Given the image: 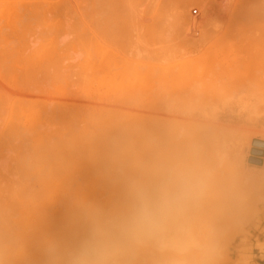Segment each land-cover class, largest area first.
<instances>
[{
    "label": "rangeland",
    "instance_id": "374dc122",
    "mask_svg": "<svg viewBox=\"0 0 264 264\" xmlns=\"http://www.w3.org/2000/svg\"><path fill=\"white\" fill-rule=\"evenodd\" d=\"M66 1L0 10V264H264V0Z\"/></svg>",
    "mask_w": 264,
    "mask_h": 264
},
{
    "label": "bare ground",
    "instance_id": "6f19581e",
    "mask_svg": "<svg viewBox=\"0 0 264 264\" xmlns=\"http://www.w3.org/2000/svg\"><path fill=\"white\" fill-rule=\"evenodd\" d=\"M3 1H4V0H3ZM23 1H24V4H22V0H19V1H18V0H17V1H14V0H13V2L11 1L12 3H11L9 0H7L6 2H8V3L5 2L7 5H5V4L1 1V3H0V10H2V7H4V8L7 9V11H8V10H11V11H9V13L13 12V13H11V14H14L15 12H17L18 14H19V12H20V13H21V12H24L23 14H25V12H27V13L32 12V14H33V13H38V12H39V13L45 12V13L47 14L46 11H48V13H49V11H52V10H53V12L56 11L55 13H57V12H67V11H70V10H78V9H79L78 7H81V3H80V5H79V4L76 2V5H75V4H72L71 2H67V1H66L65 3H63L62 0H61L62 3L59 2V0H58L57 2H55L56 4L52 2V1H54V0H45L44 2H39V0H38V2H34V3H29V2H32V0H23ZM48 1H49V2H48ZM77 1H78V0H77ZM85 1H86L88 4L91 2V0H84L82 5H85V3H86ZM89 1H90V2H89ZM92 1H93V3L91 2V4H90L89 6H88L87 4H86V6H84V7H85V10L87 9V11H88V9H89V10H91V11H96V14H97V15L100 14L101 12H103V11L106 12V11H108L109 9H110L109 12L112 11V10H111V7H110L111 4L108 3L109 1L112 2L111 0H109V1H108V0H104L105 2H104L103 0H92ZM99 1H100V2L103 1V3H102V2L100 3ZM114 1H115V0H114ZM130 1H132V0H130ZM150 1H151V0H150ZM152 1H154V0H152ZM157 1H158V0H157ZM162 1H164V0H160V1H158L157 4H158V3H162ZM166 1H169V0H166ZM166 1H165V2H166ZM174 1H175V0H173V1L170 0V2H172V4H173ZM178 1H179V0H178ZM178 1H176V2L178 3ZM180 1H181V0H180ZM182 1H183V0H182ZM188 1H189V0H188ZM188 1H187V2H188ZM191 1H192V0H191ZM223 1H224V0H223ZM229 1H230V0H229ZM58 2H59V3H58ZM73 2H74V1H73ZM115 2H117V0H116ZM115 2H112V3H113V8H112V9H113L114 11H115V9H114V7H115V6H114V3H115ZM127 2H128V1H127ZM170 2H168V4H167L168 8H169V9L174 8L176 5H175V6L172 5V6H174V7H172V6L170 7V6H169V5L171 4ZM185 2H186V0H185L183 3H181L182 6H183V9L181 8L182 6L179 7V9H180V8H181L182 10L185 9V8H184V7L186 6V3H185ZM189 2H190V1H189ZM2 3H3V5H2ZM106 3H108V4H106ZM154 3H155V2H154ZM169 3H170V4H169ZM8 4H9V5H8ZM109 4H110V5H109ZM126 4H127V3H126ZM128 4H129V3H128ZM165 4H166V3H165ZM183 4H184L185 6H184ZM74 5H75V7H74ZM77 5H78V7H77ZM104 5H108V6H109V9L107 10L106 8H107L108 6L105 7ZM117 5H118V4H117ZM117 5H116V6H117ZM119 5H120V4H119ZM123 5H124V4H123ZM145 5H146V4H145ZM159 5H160V4H159ZM161 5H164V4H161ZM221 5H223V4H221ZM226 5H227V4H226ZM228 5H229V4H228ZM125 6H126V5H125ZM187 6L189 7V4H188ZM187 6H186V7H187ZM159 7H161V6H158V5H157V8H159ZM163 7H166V5H164ZM71 8H72V9H71ZM73 8H75V9H73ZM117 8H119V6H117ZM134 8H135V7H134ZM136 8H137V7H136ZM166 8H167V7H166ZM177 8H178V7H177ZM204 8H206V6H205ZM98 9H99V11H97ZM150 9H152V8H150ZM81 10L83 11V9H81ZM85 10H84V11H85ZM147 10H148V9H146V11H147ZM163 10H164V9H163ZM174 10H175V8H174ZM188 10H189V9H188ZM209 10H210V9H209ZM114 11H113V12H114ZM132 11H133V10H132ZM166 11H167V10L165 9V12H166ZM168 11H170V10H168ZM168 11H167V12H168ZM176 11H177V10H176ZM184 11H185V10H184ZM75 12H76V11H75ZM77 12H78V11H77ZM88 12H89V11H88ZM109 12H108V14H109ZM182 12H183V11H182ZM39 13H38V14H39ZM146 13H147V12H146ZM146 13H145V15H146ZM150 13H151V12H150ZM155 13H156V12H155ZM155 13H154V14H155ZM162 13H164V11H163ZM174 13H175V11H174ZM179 13H180V12H179ZM11 14H10V15H11ZM21 14H22V13H21ZM32 14H31V15H32ZM38 14H36V15H38ZM94 14H95V13H94ZM94 14H93V15H94ZM110 14H111V13H110ZM151 14H152V13H151ZM166 14H167V13H166ZM171 14H172V13H171ZM175 14H176V13H175ZM19 15H20V14H19ZM26 15H27V14H25V16H26ZM85 15H86V14H85ZM87 15H88V14H87ZM89 15H90V13H89ZM101 15H105V14L103 13V14H101ZM145 15H144V16H145ZM152 15H153V14H152ZM15 16H17V15L15 14ZM33 16H34V15H33ZM131 16H132V15H131ZM133 16H134V15H133ZM19 17H21V16H19ZM23 17H24V15H23ZM101 17H102V16H101ZM134 17H137V16H134ZM134 17H132V18H134ZM138 18H139V17H138ZM141 18H142V17H141ZM19 19H20V18H19ZM25 19H26V18H25ZM127 19H128V18H127ZM15 20H16V19H15ZM22 20H23V19H22ZM26 20H27V19H26ZM105 20H106V19H105ZM131 21H132V20H131ZM138 21H139V20H138ZM17 22H18V21H17ZM22 22H23V21H22ZM22 22H20V23H22ZM27 22H28V21H27ZM31 22H32V21H31ZM103 22H104V21H103ZM18 23H19V22H18ZM29 23H30V21H29ZM110 23H111V22H110ZM14 24H15V23H14ZM15 25H16V24H15ZM25 25H26V24H25ZM143 25H144V24H143ZM143 25H142V26H143ZM18 26H19V25H18ZM128 26H129V25H128ZM139 26H140V25H139ZM26 27H27V25H26ZM26 27H25V28H26ZM140 27H141V26H140ZM20 28H21V27H20ZM22 28H23V27H22ZM28 28H29V27H28ZM141 30H142V29H141ZM139 33H140V31H139ZM140 35H141V34H140ZM143 39H144V38H143ZM234 48H235V46H234ZM238 48H239V46H238ZM217 49H218V48H217ZM173 50H174V49H173ZM201 50H202V49H201ZM210 50H211V49H210ZM222 50H223V49H222ZM228 50H229V49H228ZM235 50H236V49H235ZM239 50H240V49H239ZM238 52H239V51H238ZM205 53H206V52H205ZM211 53H212V52H211ZM218 53H219V52H218ZM231 53H233V52H231ZM239 53H241V55H242V52H239ZM197 54H198V53H197ZM254 54H255V53H254ZM231 55H232V54H231ZM255 55H256V54H255ZM194 56H195V55H194ZM205 56H206V55H205ZM242 57H243V56H242ZM192 58H193V57H192ZM197 58H198V57H197ZM263 58H264V57H263ZM209 59H210V58H209ZM198 60H199V58H198ZM210 60H211V59H210ZM193 61H195L196 63L198 62V61H196V60H193ZM193 61H190V63L193 62ZM237 62H238V61H237ZM240 63H241V62H240ZM240 63H238V64L241 65L242 63H241V64H240ZM203 66H204V63H203ZM218 68L220 69V67H218V65L215 66V68H214V70H213V71H214L213 73H215V72L219 73L218 76H219L220 73H221V75L223 76V71H222V70L225 69V68H223V69L221 68L220 70H219ZM235 68H236V67H235ZM241 68H242V67H241ZM260 68H261V67H260ZM260 68H258V69L256 70V71H258L257 73H262V72H263V70L261 71ZM200 69L202 70V67H200ZM210 69H211V67H210ZM216 69H217V71H216ZM230 69H231V68H230ZM237 69H238V68H237ZM207 70H208V69H207ZM218 70H219L220 72H219ZM238 70H240V68H239ZM203 71H204V70H203ZM208 71H209V70H208ZM210 71H211V70H210ZM221 71H222V72H221ZM226 71H227V70L225 69L224 72L226 73ZM50 72H51V71H50ZM190 72H191V70H190ZM201 72H202V71H201ZM201 72H200V73H201ZM205 72H206V71H205ZM205 72H204V73H205ZM211 72H212V71H211ZM211 72H210V73H207V72H206L207 76L209 75V77H210V74H213V73H211ZM236 72H237V71H236ZM46 73H47V72H46ZM191 73H192V72H191ZM191 73H190V75H191ZM192 74H193V73H192ZM237 74H239V73L237 72ZM251 74H252V73H251ZM254 74H255V72H254ZM203 75H204V74H203ZM213 75H214V74H213ZM213 75L211 76L212 79L216 77V76H215L216 74L214 75L215 77H213ZM249 75H250V74H249ZM249 75L247 74V76H249ZM256 75H257V74H255V76H256ZM258 75H259V76H258ZM258 75L256 76V78H257V85H261V86H259V87H261L260 89H263V88H262V85L264 86V84H263L264 81L261 82V81H259V80H260V79H261V80H264V76H263L264 73H263V75H262V74H258ZM47 76H48V75H47ZM198 76L200 77L201 75H198ZM222 76H220V77H222ZM238 76H239V75H238ZM247 76H246V81H245V83L247 82ZM262 76H263V77H262ZM204 77H205V75H204ZM204 77H203V78H204ZM209 77H208L207 80H206V81H208L209 83L206 82L204 79H203V80L205 81V83H202V82H204V81H200V80H197V81H196L195 79L193 80V77H192V79H190V88H189V89H190V91H192V93L194 92V94H195V92H196V94H197V96L195 95V96H196L195 99L193 98L194 101H196V100H197V97L199 98V96H202V98L205 96V97L203 98L204 101H205V104H206V100H207L206 98H208V97H209L208 100H211V101H208V100H207V102H212V101L215 100L214 103L212 102V104H215L217 100L219 101L220 98L218 97L217 93H215L216 96L213 94V95H214V96H213V97H214V100L211 99L212 94H210L211 96H209V95L207 96V94L210 93V90H213V88H214V87H213L212 89H209V88H208L209 85H207V84H212V83H214V86H215L216 81H217L218 78H220V77H218V78L216 77L217 80H216V81H215V79L213 80V81H215V82H213V81L210 82L212 79H210L211 77H210V78H209ZM242 77H244V76L242 75ZM205 78H206V77H205ZM248 78H249V77H248ZM250 78H251V75H250ZM262 78H263V79H262ZM184 79H185V78H184ZM200 79H201V77H200ZM233 79H235V78L232 77V80H233ZM242 79H243V78H242ZM185 80H188V79H185ZM192 80H193V82H192ZM220 80H221V79L218 80L219 83H220ZM222 80H223L224 82H223ZM222 80H221L222 83H221L220 85H223V87L225 86V87L227 88V89H226V88L224 87V89H226V90H225V92H224L222 95L224 96V94H226V95L230 94V93L232 92V89H233V91H235V92L238 91V92H236V93H237V96H238L239 91H240V90H238V89H239V88H243V86H241V87L238 86L239 88H237L236 84H238V82H239L241 79L239 80V79L237 78V81H238V82L235 81V82H234L235 86H232V87H231V85L228 87V85H229V84H228V83H229L228 81H227V82H228V83H227L228 85H227V86L225 85V84H226V81H225L224 77H222ZM228 80H229V79H228ZM243 80H244V79H243ZM253 80H255V78H254ZM194 81H195V82H194ZM199 81H200L201 84L199 83ZM218 81H217V83H216L217 85H218ZM229 81H230V80H229ZM258 81L260 82V84H258ZM191 82H192L193 84H192ZM197 82H198V83H197ZM248 82H249V81H248ZM254 82H256V80H255ZM187 83H188V81H187ZM223 83H225V84H223ZM239 83H240V82H239ZM185 84H186V82H185ZM197 84H198V85H197ZM202 84H203V85L205 84V85L208 86V87H205V86H203ZM230 84H232V83H230ZM242 84L244 85V83H242ZM254 84H255V83H254ZM169 85H170V84H169ZM194 85H195V86H194ZM200 85H202V88H204L203 90H206V91L208 90L209 92L207 91L208 93H207V92L205 93V91H204V92L202 93V92H201L202 88H201V90H200ZM212 85H213V84H212ZM238 85H240V84H238ZM166 86L169 87L168 85H166ZM170 86H172V84H171ZM193 86H194V87H193ZM196 86H197V87H196ZM210 86H211V85H210ZM254 86H255V85H253L252 88H254ZM162 87H163V86H161V87H159V88L161 89ZM167 87H166V89H167ZM220 87H221V86H220ZM220 87H219V88H220ZM235 87H236V88H235ZM244 87H245V86H244ZM248 87H249V86H248ZM248 87H247V88H248ZM250 87H251V86H250ZM153 88H154V87H153ZM164 88H165V87H164ZM193 88H194V89H193ZM207 88H208V89H207ZM216 88L218 89V87H216ZM231 88H232V89H231ZM252 88H250V89H252ZM157 89H158V88H157ZM157 89H156V90H157ZM171 89H172V87H171ZM222 89H223V88H222ZM228 89H229V90H228ZM234 89H235V90H234ZM248 89H249V88H248ZM248 89H247V90H244V93H245L246 91L248 92ZM254 89H255V88H254ZM254 89H253V90H254ZM260 89L258 88V90H260ZM156 90H155V91H156ZM203 90H202V91H203ZM153 91H154V89H152V92H153ZM160 91H164V90H160ZM197 91H198V92L200 91L203 95H202L201 93H198ZM250 91H251V90H250ZM254 91H257V90L255 89ZM254 91H252V92H254ZM157 92H158V91H157ZM211 92L214 93V91H211ZM235 92H234V93H235ZM257 92H259V91H257ZM155 93H156V92H155ZM161 93H163V92H161ZM165 93H166V92H165ZM190 93H191V92H190ZM204 93H205V94H204ZM240 93H242V92L240 91ZM248 93H249V92H248ZM254 93H256V92H254ZM260 93H261V92H260ZM158 94H160V93L158 92ZM166 94H167V93H166ZM166 94H165V96H166ZM232 94H233V92H232ZM242 94H243V93H242ZM161 95H162V94H161ZM163 95H164V94H163ZM222 95H220V96L223 97ZM226 95H225V96H226ZM249 95H250V94H249ZM254 95L256 96V94H254ZM254 95L252 94V98H253ZM257 95H259V93H258ZM261 95H262V94H261ZM189 96H190V95H189ZM230 96H231V95H230ZM230 96H229V99H230ZM233 96L235 97L236 94H235V95L233 94ZM233 96H231V97H233ZM241 96H242V95H241ZM255 96H254V97H255ZM190 97H191V96H190ZM234 97H233V98H234ZM249 97H251V96H249ZM258 97H259V96H257L256 98L258 99ZM200 98H201V97H200ZM243 98H245V97H243ZM247 98H248V97H247ZM247 98H246V100H247ZM170 99H171V98H170ZM222 99H223V98H222ZM227 99H228V98H227ZM236 99H238V98L236 97ZM259 99H260V97H259ZM175 100H176V99H175ZM175 100H174V101H175ZM241 100H242V99H241ZM244 100H245V99H244ZM248 100H249V99H248ZM253 100H254V99H253ZM169 101H170V100H169ZM171 101H172V100H171ZM194 101H192V104H193ZM198 101L201 103L200 99L197 100L196 103L199 104ZM204 101L202 100V103H203ZM218 101H217V102H218ZM227 101H228V100H227ZM161 102H163V101L161 100ZM175 102H176V101H175ZM229 102H231V101H229ZM158 103H159V102H158ZM163 103H164V102H163ZM176 103H177V102H176ZM246 103H247V102H246ZM160 104H162V103H160ZM190 104H191V103H190ZM198 104H197V105H198ZM205 104H204V105H205ZM210 104H211V103H210ZM210 104H209V103L207 104V109H206L207 111H205V110L203 111V110H202V113L204 112V114H206V113L208 112V113H211L210 115L212 116V112H211V111H214L215 108H214V106L211 104V108H212L213 110L210 109ZM225 104H226V103H224L223 105L225 106ZM162 105L164 106V104H162ZM178 105H179V104H178ZM199 105H200V104H199ZM208 106H209V107H208ZM212 106H213V107H212ZM224 106H223V107H224ZM169 107H170V106H169ZM204 107H206V106H204ZM221 107H222V106H221ZM223 107H222V108H223ZM159 108H160V106H159ZM162 108H163V107H162ZM171 108H172V107H171ZM193 108H194V106H193ZM164 109H165V108H164ZM202 109H203V106H202ZM204 109H205V108H204ZM209 109H210V112L208 111ZM165 110L168 111L169 109H165ZM198 110H199V109H198ZM198 110H197V111H198ZM192 111H193V109H192ZM192 111H191V112H192ZM205 112H206V113H205ZM216 112H217V111H216ZM218 112H219V114H220V109H219ZM197 113H198V112H197ZM197 113L195 112V115H196ZM213 113H214V112H213ZM214 114H215V113H214ZM214 114H213V115H214ZM219 114H217V115H219ZM121 115H122V114H121ZM206 115H207V114H206ZM217 115H216V116H217ZM199 116H200V113H199ZM204 116H205V115H204ZM204 116L202 117V115H201L200 117L204 118ZM211 116H210V118H212V120H213V117H215V116H213V117H211ZM219 116H220V115H219ZM118 117H119V116H118ZM196 117H197V116H196ZM113 118H114V116H113ZM115 118H116V117H115ZM115 118H114V119H115ZM121 118H122V117H121ZM197 118H198V117H197ZM197 118H196V119H197ZM207 118H209V115H208ZM210 118H209V119H210ZM221 118H222V117H221ZM221 118H220V119H221ZM205 119H206V117H205ZM214 119H215V118H214ZM218 119H219V118H217V120H218ZM110 120H111V119H110ZM110 120H109V121H110ZM148 120H150V119H148ZM203 120H204V119H203ZM203 120H202V121H203ZM207 120H208V119H207ZM223 120H224V119H223ZM104 121H105V120H104ZM118 121H120V120H117V122H118ZM198 121H199V119H198ZM200 121H201V120H200ZM200 121L197 123L198 125L195 124V123L193 122V123L195 124V126H196V127L194 126V128H197V129H198V128H199V125H200V126H202V124L205 125L206 127H204V131H205V132L207 131L208 134L210 133V134L208 135L209 137H210V135H211V137H212V135H213V136L216 138V140H217V139L220 140V139L222 138L223 134H225V133H228V132L231 133L230 131L226 132V131H227V129H226L227 127L225 128L224 124H223V126H222V123H221V126H220V125L217 126V125L219 124L218 121H216L217 124H216L215 122H213V123H215V124H212V122L209 120V121L211 122V124H210V126H209L208 128H207V123H208L209 121L207 122V121L205 120L207 123L204 122V121H203L204 123H203V122L201 123ZM196 122H197V121H196ZM210 122H209V123H210ZM222 122H223V121H222ZM111 123H112V122H111ZM118 123H119V122H118ZM123 123H125V122H123ZM199 123H200V124H199ZM209 123H208V125H209ZM214 125L217 126V129H215L216 126H214ZM120 126H121V125H120ZM192 126H193V125H192ZM197 126H198V127H197ZM211 126H212V127H211ZM213 126H214V127H213ZM226 126H227V125H226ZM230 127H232V126H230ZM122 128H125V126H122ZM192 128H193V127H192ZM192 128H190V129L192 130V131L190 130V131H191V135H192V136L190 135V137H191L190 140H192V138H193V140H194V137H195V138H197V137L200 138V137H201L200 135H202V137H203V138H200V140H201V139H202V140H203V139L206 140V138H207L206 134H203V132L201 131V129H203V127H201V129H199V130H200L199 133L197 132V131H198L197 129H194V128H193V129H194V130H193ZM206 128H207V129H206ZM219 128H220L221 130H223V131L226 130L225 133H223V131H222L223 134H220V132H219V131H220ZM222 128H223V129H222ZM234 128H235V127H234ZM224 129H225V130H224ZM196 130H197V131H196ZM208 130H209V131H208ZM217 130H218V131H217ZM230 130H232V128H231ZM235 130H236V129H235ZM235 130H234V131L232 130L233 133H234V132H237L238 129H237L236 131H235ZM193 131H194V132H193ZM192 132H193V133H192ZM195 132H196L197 134H196ZM195 134H196V135H195ZM199 134H200V135H199ZM219 134H220L221 136H220ZM225 135H226V134H225ZM205 136H206V138H205ZM209 137L207 138V140L211 139V137H210V138H209ZM223 137H224V136H223ZM199 138H198V140H199ZM215 138L212 137V140L215 139ZM224 138H225V137H224ZM196 140H197V139H196ZM232 171H233V170H232ZM232 171H231V172H232ZM228 172H229V171H228ZM197 174H198V173H197ZM231 174H232V173H231ZM231 174H230V176H231ZM190 175H191V174H190ZM228 176H229V175H228ZM231 177H232V176H231ZM227 178H228V177H227ZM221 182H222V181H221ZM207 187H208V186H207ZM217 188H220V187H218V184H217ZM208 191H209V189H208ZM215 192H216V189H215L213 192H212V190L209 192V193L212 195V198H213L214 196H217L218 193H219V191H218L217 194H216ZM209 193H208V195H209ZM214 193H215V195H214ZM220 194H221V196H222L223 192H220ZM220 194H219V195H220ZM211 195H210V196H211ZM213 195H214V196H213ZM206 197H208V196H206ZM206 197H205V198H206ZM210 198H211V197H210ZM216 198H217V199H216ZM218 198H219V200H220L221 197L218 196V197H215L214 199H216V201H219ZM223 198H224V197H223ZM208 200H209V199H208ZM221 200H222V198H221ZM202 201H203V200H202ZM205 201H207V200H205ZM209 201H210V200H209ZM209 201L207 202V203H209V204H210V202H214V201H210V202H209ZM223 201H224V199H223ZM223 201L221 202L222 205H223ZM216 203H217V202L213 203V205H215ZM203 204H204V203H203ZM209 204H207L208 206L206 205L207 208L209 207ZM219 204H220V202H219ZM219 204H217L216 206H218ZM204 205H205V204H204ZM211 205H212V204H211ZM200 206H201V205H200ZM220 206H221V205H220ZM204 207H205V206H204ZM214 207H215V206H214ZM198 208H199V207H198ZM217 208H218V207H217ZM222 208H223V207L220 208V209H221L220 212H222V214H223L224 212H223V209H222ZM218 209H219V208H218ZM210 210H211V209H210ZM210 210H209V212H210ZM204 211H205V210H204ZM214 212H215V211H214ZM206 213H207V214H205V213H204V214H205V215H208V214H209L207 211H206ZM199 214H201V213H198L197 216H198ZM210 214H211V216H210ZM210 214L208 215L209 217L207 216L208 219H210L211 217H213V214H214V218H213V220H214V219L216 220L217 218H220V219H221V217H219L218 215H217V218H216V214H217V213L215 214V213H212V211H211ZM205 215H201V217H203V216H205ZM226 216H227V215H226ZM227 217H228V216H227ZM203 218H204V217H203ZM203 218H201V219H203ZM205 219H206V216H205ZM205 219H203V221H205ZM211 220H212V218H211ZM215 220H214V221H215ZM222 221H224V222L226 223V219H225V220L222 219ZM206 222L209 223V220H206ZM217 222H218V221H217ZM217 222H216V223H217ZM209 224H210V223H209ZM209 224L206 223V225H208V226H207V228H208L207 230H209V228H210V227H209V226H210ZM212 227H213V226H212Z\"/></svg>",
    "mask_w": 264,
    "mask_h": 264
},
{
    "label": "water",
    "instance_id": "95a60500",
    "mask_svg": "<svg viewBox=\"0 0 264 264\" xmlns=\"http://www.w3.org/2000/svg\"><path fill=\"white\" fill-rule=\"evenodd\" d=\"M253 144L255 147L264 148V142L263 141L254 140ZM252 152H253V154H259V155H261L263 153L262 150H256V149H253Z\"/></svg>",
    "mask_w": 264,
    "mask_h": 264
}]
</instances>
